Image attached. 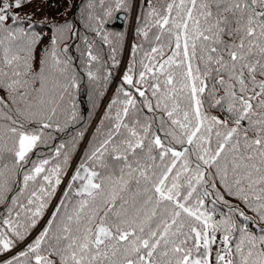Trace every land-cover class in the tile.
I'll return each mask as SVG.
<instances>
[{
  "label": "snow or ice",
  "instance_id": "obj_1",
  "mask_svg": "<svg viewBox=\"0 0 264 264\" xmlns=\"http://www.w3.org/2000/svg\"><path fill=\"white\" fill-rule=\"evenodd\" d=\"M26 2L0 0V264H264V0L140 6L120 83L30 240L120 64L127 33L106 25L133 0H87L78 21Z\"/></svg>",
  "mask_w": 264,
  "mask_h": 264
},
{
  "label": "trees",
  "instance_id": "obj_2",
  "mask_svg": "<svg viewBox=\"0 0 264 264\" xmlns=\"http://www.w3.org/2000/svg\"><path fill=\"white\" fill-rule=\"evenodd\" d=\"M86 2L87 0H28V2L23 5L22 9H19L18 11H20L22 15L25 13H33L31 17L32 19H40L45 15L53 18L64 19L67 17H72L75 13L76 20L78 21V5ZM153 2L159 3L160 0H153ZM141 5L146 8L147 0H133V8L130 14H125L123 12L117 13L114 18L110 20L106 25V27L113 31H125L127 33L123 50L120 52L118 57L120 59V64L115 67L112 79L109 82L107 89L104 91L103 96L99 98V103L94 110V115L91 118V122L87 126L85 137L83 140L80 141V145L78 146L76 152L73 153L72 163L69 166V170L68 173L65 175L64 181H62L61 185L58 187L56 195L52 198V201L49 204L48 210H46L44 217H42L38 224L33 228L27 240L33 238L35 234H37L42 228V226L46 223L50 212L53 210L54 205L58 202V197L63 194L62 189L66 186L68 176L71 174L74 167L79 163V159L83 155V149L87 146V140L91 138V134L93 131H95V126L99 122V118L103 115L104 109L107 107L108 102L111 100L112 95L115 93L116 87L120 83V78L123 74L124 69L127 66V61L131 55V43L133 41L139 40V37H137L136 35L135 28L137 26L136 15L139 13ZM125 15H127V18H122ZM119 18L122 21L121 23L118 21ZM89 35H91V33H89ZM99 43V40H97L98 45ZM102 47L104 49L105 59H107V46L103 45ZM73 54L77 55L74 49ZM81 75H83V73H81ZM88 90L89 85L87 78L85 77L81 81V89L77 97L81 115L85 118H87L88 109L90 107V103L88 100ZM77 126L78 125H70L67 130V133H72L75 127ZM56 136L57 140L61 138L66 140L68 138V136L64 133H57ZM0 209H2V206H0ZM27 240L25 241V243L27 242ZM22 246L23 244L18 245L17 250H19V248H21ZM0 258L3 257L0 256Z\"/></svg>",
  "mask_w": 264,
  "mask_h": 264
}]
</instances>
